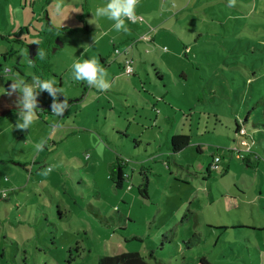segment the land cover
Wrapping results in <instances>:
<instances>
[{
	"label": "rangeland",
	"instance_id": "374dc122",
	"mask_svg": "<svg viewBox=\"0 0 264 264\" xmlns=\"http://www.w3.org/2000/svg\"><path fill=\"white\" fill-rule=\"evenodd\" d=\"M107 2L63 0V22L55 0H0V96L17 77L37 76L55 80L69 104L61 117L36 111L26 131L14 127L17 112L0 118V264H99L129 251L168 264H264V0H140L128 33L93 20ZM36 42L44 74L28 62ZM91 58L109 91L72 79L71 65ZM180 134L190 144L175 153ZM118 164L122 187L110 178ZM195 233L203 242L187 249ZM163 235L174 241L163 247Z\"/></svg>",
	"mask_w": 264,
	"mask_h": 264
},
{
	"label": "clouds",
	"instance_id": "9594fccd",
	"mask_svg": "<svg viewBox=\"0 0 264 264\" xmlns=\"http://www.w3.org/2000/svg\"><path fill=\"white\" fill-rule=\"evenodd\" d=\"M140 0H108L105 6L98 7L93 15L94 19L107 18L113 21V29L117 32L128 33L129 28L125 21H135V10L139 5ZM229 7L236 6V0H228ZM66 7L63 5V0H55L53 15L59 21L63 22L68 19L66 17ZM92 24V23H90ZM94 40V36H93ZM38 44V42H36ZM23 54V53H22ZM36 57L40 60L46 58V53L43 49H37ZM29 65L33 64V60L29 59ZM6 72L9 70H5ZM128 71H131L129 68ZM71 76L75 82H85L88 87L95 88L98 92L104 93L111 89L112 83L108 80L106 69L99 63L96 58L77 60L71 65ZM41 92H47L52 97L51 110L56 117H61L69 108L68 99L64 95V90L56 86V81L53 79L42 80L37 76L32 77V83H27L23 78L17 77L11 81L10 91L5 94L11 96L15 93L19 94L16 102V107L19 109L16 113L18 119L15 128L20 131L30 130L34 121L37 119L36 110L38 109V96ZM58 95H63L65 99L60 102ZM61 125L58 121L51 125L53 131L57 130ZM47 145V139L42 138L34 145L36 154L44 151ZM58 165H50L43 169L41 176L47 177Z\"/></svg>",
	"mask_w": 264,
	"mask_h": 264
},
{
	"label": "trees",
	"instance_id": "16d2710c",
	"mask_svg": "<svg viewBox=\"0 0 264 264\" xmlns=\"http://www.w3.org/2000/svg\"><path fill=\"white\" fill-rule=\"evenodd\" d=\"M0 37H3V36H0ZM40 49H43L41 44H40ZM125 51H126V53H130L129 50H125ZM29 59H31V58H29ZM31 60H33V63L39 68V70H37L38 73L44 74L43 69H44L45 65H43L42 69L40 70L39 59L35 56V58L31 59ZM41 62H43V60H41ZM61 102H63V98H62ZM43 109H46V108H43ZM39 110H42V109H39ZM39 110H37V112H39ZM260 125L264 126L263 123H261ZM236 130H237V133H240L242 130H245V134H247L246 129L238 121H237ZM170 142H171L172 150L175 153H177V152H180L189 146L190 136L182 135V134L176 135V136H173L171 138ZM123 168H124L123 164H118L117 168L113 169V171L110 175V178L115 182V184L118 187L123 186V180L125 178V172H124ZM147 187H148L147 184H145L143 186L141 185L139 187L140 193L142 195H146V197H147V193H148ZM190 215H194V213L192 211L188 210L184 214V217L182 218L181 222L184 223V221L188 220ZM245 226L246 225L241 224L240 226L239 225L234 226L233 229H238V228L241 229L242 227H245ZM174 238H175V235H173L172 238L168 237L167 235H163V238L161 239L162 246L164 247L166 242L167 243L173 242ZM202 242H203V237H202L201 233H195L188 240H186L184 242V244H185V247L187 249H192L195 246H198L199 244H201ZM200 262H201V264H213L206 256H202L200 258ZM99 264H168V263L164 262L162 259L157 258L155 256L154 251H151L149 255H145L139 251H129V252H123V253H118V254H113V255H103L99 259Z\"/></svg>",
	"mask_w": 264,
	"mask_h": 264
},
{
	"label": "water",
	"instance_id": "95a60500",
	"mask_svg": "<svg viewBox=\"0 0 264 264\" xmlns=\"http://www.w3.org/2000/svg\"><path fill=\"white\" fill-rule=\"evenodd\" d=\"M56 46H57L56 49H58L59 47H62L63 46V43H59L58 42L56 44ZM38 48H39V45L38 44H34V45H32L30 47V50H31L30 51V58L31 59H34L35 56L37 55V49ZM10 85H11V82H8L7 83V86H6V92L7 91H10ZM5 93H3L0 96V118L8 115L12 111H18L19 110L16 107V102L18 100L19 94L18 93H15V94L9 96V95H7ZM38 108H40V109H43V108H51V105H49V106L38 105Z\"/></svg>",
	"mask_w": 264,
	"mask_h": 264
},
{
	"label": "built area",
	"instance_id": "2783aa9c",
	"mask_svg": "<svg viewBox=\"0 0 264 264\" xmlns=\"http://www.w3.org/2000/svg\"><path fill=\"white\" fill-rule=\"evenodd\" d=\"M136 20H138L137 17H136ZM140 20H142V18ZM152 37H153V32H151L150 35H147L146 40L153 39ZM131 62H132L131 59H126L125 60L124 68L126 69V71H128L129 68L131 69V71H128V72H132ZM7 70H9V71L6 72L7 74L12 72L10 68H7ZM240 133L241 134H245V130H242ZM243 145H246V144H244V142H243ZM247 148H248V146H247ZM221 162H222L221 157L219 155H214L213 156V160H212V162L210 164V168L212 170H219L221 168Z\"/></svg>",
	"mask_w": 264,
	"mask_h": 264
},
{
	"label": "crops",
	"instance_id": "0c3cea01",
	"mask_svg": "<svg viewBox=\"0 0 264 264\" xmlns=\"http://www.w3.org/2000/svg\"><path fill=\"white\" fill-rule=\"evenodd\" d=\"M174 1L178 2V0H174ZM227 2H228V0H227ZM241 7L245 9L246 14H251V13H252L253 15L257 14L256 9H254V10L251 12V11H249L248 9H246L245 7H243V6H241ZM246 131H247V130H246ZM242 145H243V143L240 144V146H242ZM242 148L245 150V149L247 148V146H246V145H243ZM259 189H260L259 196L262 197V196L264 195L263 187L260 186ZM256 229H257V228H256Z\"/></svg>",
	"mask_w": 264,
	"mask_h": 264
},
{
	"label": "flooded vegetation",
	"instance_id": "af4514ba",
	"mask_svg": "<svg viewBox=\"0 0 264 264\" xmlns=\"http://www.w3.org/2000/svg\"><path fill=\"white\" fill-rule=\"evenodd\" d=\"M39 48H40V45H39ZM5 92H6V91H5ZM5 92H4V93H5ZM40 99H41V98H40V94H39V97H38V105H41V103H40ZM39 109H40V108H38L37 110H39ZM37 110H36V111H37ZM42 110H43V109H42ZM44 110H45V109H44ZM12 112H13V111H12ZM15 112H18V111H15Z\"/></svg>",
	"mask_w": 264,
	"mask_h": 264
}]
</instances>
